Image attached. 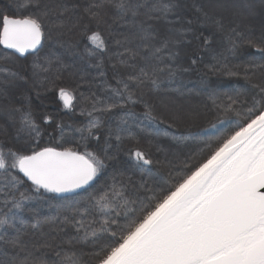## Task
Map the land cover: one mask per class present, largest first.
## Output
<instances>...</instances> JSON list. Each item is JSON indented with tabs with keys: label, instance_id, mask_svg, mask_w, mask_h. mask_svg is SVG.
<instances>
[{
	"label": "snow or ice",
	"instance_id": "1",
	"mask_svg": "<svg viewBox=\"0 0 264 264\" xmlns=\"http://www.w3.org/2000/svg\"><path fill=\"white\" fill-rule=\"evenodd\" d=\"M11 7V15L0 12V45L14 49L21 56H33L34 67L51 63V53L41 56L46 40L63 43V30L79 26V20L71 26L68 23L81 8L79 0H14ZM189 7L188 0H87L83 14L97 29L104 25L111 30L117 47L113 54L121 66L129 69L124 76L116 73L115 87L108 85L111 91L108 99L116 103H106L97 109L101 101L92 94L93 112L111 111L117 103L121 106L116 141L122 139L124 132L131 136L132 124L142 130L149 126L159 130L163 121L154 115L155 106L144 98L142 90H137L148 86L159 91L172 84L179 87L184 74L195 70L199 57L190 56L188 67L177 63L181 55L179 47L191 43L188 34L198 41L203 38L204 46L209 43L210 37L202 32L195 34L194 24H212L218 31H224L225 24L199 3L191 7L201 12V16L195 21L187 18ZM106 8L112 9L111 17ZM80 30L94 46L90 49L85 45L89 57L108 51L100 31H93L89 24ZM53 31L58 34L53 36ZM255 31L249 25L240 30L236 23L226 34L228 51L233 57L241 45L254 50L255 54L243 65L246 87L233 89L235 96L225 94L221 98L215 92L210 95L212 110L223 115L209 127L217 129L225 121H232L233 116L229 115L232 113L235 131L226 138H218L215 147L213 141L205 139L207 128L189 130L187 136H174L178 141L194 143L183 154L182 163L175 166L176 175L170 176L165 186H151L143 179L137 185L131 177L114 179L103 194L82 207L68 206L71 210L62 214V218L61 214L36 218L33 228L59 221L49 232L41 231L42 242L24 240L19 234L9 236L8 229H15L17 222L29 223L24 219L27 202L43 199L41 190L76 193L90 186L106 167L107 149L111 147L108 140L113 131L109 128L105 138L106 147L102 149L105 159L88 151L86 143L84 151L41 147L42 133L30 108H0L14 125L18 118L14 138L22 141L18 148L8 147L7 151L0 143V249L5 250L0 264H264V17L259 35ZM227 59L223 53L216 54L215 63L207 67L239 75V71L234 72L222 63ZM95 67L102 69V59ZM112 67L115 69L116 65ZM99 75L103 77L104 71ZM17 79L27 82L26 75L6 65L0 66V95L7 96V88ZM59 97L66 107L71 106L70 92L60 88ZM128 104L143 105L144 111L137 113L124 108ZM88 114L91 116L92 112ZM181 115L178 113L174 118ZM43 119L47 123L51 117ZM99 123L97 117L89 122L87 130L76 129L81 141L94 136ZM57 128L63 135V126ZM129 156L141 172L151 173L154 162L150 153L137 148L129 150ZM139 189L151 195H141ZM93 211L100 218L85 225L84 219ZM32 216L38 214L33 211ZM68 227L74 229V234L65 232ZM78 242L91 244L92 250L85 254L75 247ZM42 248L51 249L53 257L37 256L36 252Z\"/></svg>",
	"mask_w": 264,
	"mask_h": 264
},
{
	"label": "trees",
	"instance_id": "2",
	"mask_svg": "<svg viewBox=\"0 0 264 264\" xmlns=\"http://www.w3.org/2000/svg\"><path fill=\"white\" fill-rule=\"evenodd\" d=\"M210 1L212 0H188L190 7L185 15L194 21L201 16V12L191 7V4L199 3L211 16L225 24L224 31H218L212 24H194L195 34L199 35L202 32L204 36L210 37L209 43L204 46L203 38L198 41L193 38V34H188L187 39L191 40V43H184L179 47L178 51L181 55L177 63L183 67H188L190 56L199 57L195 70L184 74L179 87L172 84L166 85L159 91L150 90L148 86L137 90H142L144 98L155 106L154 115L163 121L159 125V130L151 126L142 130L132 124L131 136L124 132L119 142L116 141L115 134L119 117L122 115L121 106L117 103V106L111 111L93 112L92 94L95 93L101 101L97 103V109L105 107L106 103H116V101L108 99L111 94L108 85L115 87L116 73L119 72L121 76H124L129 69L121 66L118 63V58L113 54L117 51V47L112 38L111 30L104 25L97 29L95 23L83 14L87 0H79L81 8L68 21L69 26H71L79 20V26L72 28V30H68L67 27L63 30V43L53 44L47 40L44 42L41 56L51 53L50 64L44 63L39 67H34L33 56L27 55L24 58H19L0 48V66L6 65L13 71L27 76L26 83L17 79L7 88V96L0 95V108L7 106L21 107L25 110L30 108L42 133L41 147L53 146L84 151L86 143L88 151L105 159L102 151L106 147L105 138L108 136L109 128L113 131V135L108 140L111 147L107 149L106 167L100 176L85 189L68 195H57L41 190L40 195L43 199L27 202L28 211L24 219L29 220V223L20 224L17 222L15 229H8L9 236L19 234L24 240L42 242L41 231L49 232L56 227L59 221L45 223L39 228H33L32 224L35 223L36 218L57 217L58 214H61L62 218V214H67L71 210L68 206L82 207L93 197L103 194L112 185L114 179L127 180L131 177V181L137 185L143 179L151 186H165L170 176L176 175L175 166L182 163L183 154L194 143L189 140L178 141L173 138L174 136H187L190 134L189 130L195 132L197 129L207 128L205 139L213 141V147H215V141L218 138H226L232 131L236 130L235 116L232 113H229L233 116L232 121H225L222 125H218L217 129L209 127L210 123L215 122L217 117L223 115L219 111L212 110L210 95L215 92L221 98L225 94L235 96L236 92L233 89L243 90L246 87L243 65L247 64L249 57L255 54L254 50L247 45H241L237 49L236 56L233 57L228 51L230 46L226 34L229 27L239 23L240 30H243L245 25H249L256 30L255 35H259L261 20L264 17V0H231V7L209 11L206 5ZM13 2L14 0H0V12L13 14L11 7ZM49 2H53V0H49ZM105 11L111 17L112 9L106 8ZM46 23L50 24L51 22ZM109 23H111L110 19ZM84 24H89L93 31L101 32L107 42V52H97L95 58L89 57L85 53L86 44L90 49L94 46L81 34L80 28ZM161 31L163 33V28ZM57 34L56 31L52 32L53 36ZM219 53L228 57L222 63H226L228 68L234 72L239 71V75H228L224 69L209 70L207 66L215 63L213 56ZM5 57L8 58L7 61H5ZM101 59L103 61L102 69L95 67ZM113 64L116 65L115 69L112 67ZM237 65L240 67H235ZM101 70L105 73L103 77L99 75ZM33 72L36 73L35 76L32 75ZM202 76L204 77L203 80H201ZM60 88H64L72 94L73 100L70 107H66L60 100ZM124 108H132L137 113L144 111L143 105L140 104L134 107L128 104ZM89 112H92L91 116L88 114ZM178 113H182L180 118H174ZM45 116L51 117L47 123L43 119ZM97 117H99L100 123L94 130V136L89 137L87 141H81L80 133L76 129L84 128L87 130L89 122ZM57 125L63 126V135H61ZM18 126V118L14 125L8 116L0 111V143L5 145V151L8 147L15 150L22 143V141H17L14 138ZM165 131H167V135L164 134ZM84 134L87 136V131ZM96 136H99L100 139L97 140ZM200 147H203V144H200ZM137 148L150 153V158L154 162L151 165V173L147 170L141 172L136 167L134 158L129 156V150L134 151ZM139 192L141 195H151V193H146L145 189H139ZM33 211L38 214V217L32 216ZM99 218L98 213L93 211L84 219V223L87 225L90 220ZM65 232L74 234V229L68 227L65 228ZM60 235L64 236V233ZM67 238L64 236L65 240ZM75 247L85 254L92 250V245L86 242H78ZM4 251V249H0V259L3 258ZM36 255H45L46 259H51L54 254L51 249L42 248L36 252ZM84 260L87 262V255L84 256Z\"/></svg>",
	"mask_w": 264,
	"mask_h": 264
},
{
	"label": "rangeland",
	"instance_id": "3",
	"mask_svg": "<svg viewBox=\"0 0 264 264\" xmlns=\"http://www.w3.org/2000/svg\"><path fill=\"white\" fill-rule=\"evenodd\" d=\"M230 1L231 0H212L209 2V4L206 5V7H207V10H209V11L218 10L219 8H227V7H231Z\"/></svg>",
	"mask_w": 264,
	"mask_h": 264
},
{
	"label": "water",
	"instance_id": "4",
	"mask_svg": "<svg viewBox=\"0 0 264 264\" xmlns=\"http://www.w3.org/2000/svg\"><path fill=\"white\" fill-rule=\"evenodd\" d=\"M0 48L5 50V51H8V52H11L13 53L14 55H16L17 57L19 58H24L25 56H27L28 54H25V56H21L19 53H16L14 49H7L5 48L3 45H0ZM22 175V174H21ZM30 183V182H29ZM81 190V189H80ZM79 191V190H78ZM54 194H57V193H54ZM68 194H72V193H63V194H57V195H68Z\"/></svg>",
	"mask_w": 264,
	"mask_h": 264
}]
</instances>
